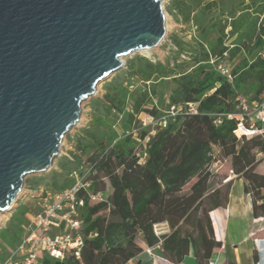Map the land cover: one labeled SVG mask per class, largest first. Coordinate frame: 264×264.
<instances>
[{"label": "trees", "instance_id": "obj_1", "mask_svg": "<svg viewBox=\"0 0 264 264\" xmlns=\"http://www.w3.org/2000/svg\"><path fill=\"white\" fill-rule=\"evenodd\" d=\"M170 9L202 36L207 34L206 40L174 35L166 60L136 53L126 62L125 77L116 75L106 82L105 93L92 99L93 114L100 119L93 115L77 134L70 157H61L56 169L28 181L32 191L43 184L59 191L74 183V172L84 170L91 190L103 192L99 199L81 193V256L58 260L41 251L40 264H140V234L150 246L161 243L172 264L182 263L191 247L197 264H212L215 248L223 245L215 235L212 212L227 206L232 184L229 175L219 181L212 170L222 161H230L229 171L244 179L254 216H264V173L257 171L264 137H238L236 120L225 115L236 111L238 94L252 101L264 92V0H172ZM227 51L229 60L239 59L232 66L233 83L210 63L212 56ZM159 79L170 80L165 109L153 102ZM192 102L198 103L197 113L178 114L165 127L140 125L142 113L159 119L171 106ZM115 115L132 131L115 136L108 122ZM219 115L222 123L216 124ZM136 138L146 140L141 150ZM17 209L15 220L0 231L2 261L21 242L28 223L23 208ZM157 223H167L170 232L157 235Z\"/></svg>", "mask_w": 264, "mask_h": 264}, {"label": "water", "instance_id": "obj_2", "mask_svg": "<svg viewBox=\"0 0 264 264\" xmlns=\"http://www.w3.org/2000/svg\"><path fill=\"white\" fill-rule=\"evenodd\" d=\"M166 34L163 0H0V213L52 168L99 83Z\"/></svg>", "mask_w": 264, "mask_h": 264}, {"label": "built area", "instance_id": "obj_3", "mask_svg": "<svg viewBox=\"0 0 264 264\" xmlns=\"http://www.w3.org/2000/svg\"><path fill=\"white\" fill-rule=\"evenodd\" d=\"M228 32L230 27L227 29ZM232 39L230 37L228 43ZM228 61V51L223 56L210 58V63L215 70L233 83L234 74ZM197 112L198 103L192 102L178 107L173 105L159 119L151 115L152 125L158 124L165 127L170 118H175L178 114ZM225 115L228 119L236 120L237 127L234 132L238 137L254 135L264 137V92L259 99L252 101L245 95L238 94L236 111ZM220 123H222V115H219L216 120V124ZM260 156L264 158V152L260 153ZM87 174L88 171L84 170L74 172L72 174L74 183L59 191H49L43 185L38 189L37 192L40 191L39 195H42L38 212L28 218L21 242L0 264H40L39 252L41 251L58 260H63L69 255L77 258L81 256L85 241L82 231L83 221L80 216V208L84 205V196L81 193L88 194L93 199L103 198V192L96 193L91 190V181ZM163 224H154L157 235L164 233ZM158 245L161 246V243ZM147 251L151 253V248Z\"/></svg>", "mask_w": 264, "mask_h": 264}, {"label": "rangeland", "instance_id": "obj_4", "mask_svg": "<svg viewBox=\"0 0 264 264\" xmlns=\"http://www.w3.org/2000/svg\"><path fill=\"white\" fill-rule=\"evenodd\" d=\"M171 2H172V0H163V6L165 9V13H166V26H167V34L165 36V39L159 45H157L155 48L150 50L149 53L143 52V54H142V55H147L153 61H156L158 59H160V60H166L167 59V57L170 55L171 48L173 47L171 39H172V36H174V35H178V36L184 37L186 39H192L193 37H200L204 41L206 40L207 34L202 36L200 34V32L197 30V27L193 23H189V24L183 23L180 20V18L178 16H176V13L171 11V9H170ZM135 54L136 53H133V54L125 57L124 58L125 62H127L129 59H131V57H133ZM238 60L239 59L229 60L228 62L231 64V66H234L238 62ZM125 69H126V65H124L116 73L112 74L108 79L99 83V85L97 86V91L95 92V94H93L90 98L86 99L83 102L80 120L66 134L60 155L55 160L52 168L46 172L30 174L26 177V179H25L26 180L25 181L26 182L25 190L21 194L20 199H19L18 204L16 205L15 209L13 211L3 212L1 214L2 218H1L0 231L5 230L15 220L16 212L18 211V209H17L18 207L21 206L23 208V211H24L26 216H31L33 213L38 212V210H39L38 207L42 201V195H39L40 191L37 192L38 190H36V192L32 191L34 195H27L26 192H30L27 190L28 181L33 180V179H38V177H43V175L49 174L50 171H52V169H54V168L56 169L58 167V165H57L58 161L61 157H63V156L70 157V153H69L70 150L75 149L74 138L81 131V129H83L84 127H87L89 125L91 119L93 118L94 108H93L92 103H91L92 99L97 97V96H102L105 93L106 82L111 80L116 75H119L120 78H124L125 77V71H126ZM125 84H127V83L125 82ZM156 86H157L158 94H157V96H154L153 102L155 104H157V106L165 109V108H167V101H168L167 95H168V90L170 87V80L169 79H159L156 82ZM131 87H133V86L131 85ZM99 116H100L99 113L95 114L94 119L99 120L100 119ZM117 118L118 119L116 120V115H115L111 119H108V122H110V124L113 125L111 128L112 130H110V131L112 133H114L115 136L120 137V136H123V135L127 134L128 132L132 131V128H130V127L127 128L123 124L124 121L122 120L121 117H117ZM139 120H140L141 126H145V125H149V124L152 125V123H153V120L151 119V115L148 113H142L139 116ZM152 127H154V125H152ZM133 133L136 134L137 132H133ZM134 142L138 146V150H141V148L144 146V143H145V141L141 142L140 139H137V138L135 139ZM258 157H261L260 153H258ZM263 162H264V158H263V161L257 166V171L261 172L263 170V166L261 165ZM229 167H230V161L218 162L212 167V170L216 173V175H218L217 180L220 181L221 178L226 177L228 175H229V178L234 177V174L231 171H229ZM195 181H196V178H193L189 183L186 184V186L184 187V190L188 191L189 188L192 186V184ZM43 186H44V184H43ZM37 189H40V188H37ZM11 213L13 215H11ZM21 215L22 214L20 212L17 218H20ZM13 241H14V239H13ZM1 261L2 260L0 259V262ZM132 263H134V261Z\"/></svg>", "mask_w": 264, "mask_h": 264}, {"label": "crops", "instance_id": "obj_5", "mask_svg": "<svg viewBox=\"0 0 264 264\" xmlns=\"http://www.w3.org/2000/svg\"><path fill=\"white\" fill-rule=\"evenodd\" d=\"M263 164L264 162L261 164V173H264ZM229 179L232 184L227 206L212 212L215 235L217 239L222 240L223 245L215 248L211 263L223 264L226 260H231L236 264H264V216H254L252 196L245 191L244 179L235 175ZM27 190L30 191L26 192L27 195H34L31 189ZM162 229L164 233L170 232L167 223L163 224ZM138 242L143 247L139 256L140 264H172L163 256L162 248L158 244L148 245L141 234L138 236ZM148 247L151 248V253L147 251ZM255 252L257 260L254 259ZM180 264H197L192 247Z\"/></svg>", "mask_w": 264, "mask_h": 264}, {"label": "bare ground", "instance_id": "obj_6", "mask_svg": "<svg viewBox=\"0 0 264 264\" xmlns=\"http://www.w3.org/2000/svg\"><path fill=\"white\" fill-rule=\"evenodd\" d=\"M150 52V50H146V51H144V53H149ZM2 213H0V218H2V215H1Z\"/></svg>", "mask_w": 264, "mask_h": 264}]
</instances>
